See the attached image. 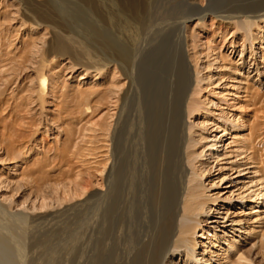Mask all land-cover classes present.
Wrapping results in <instances>:
<instances>
[{
  "label": "rangeland",
  "instance_id": "rangeland-1",
  "mask_svg": "<svg viewBox=\"0 0 264 264\" xmlns=\"http://www.w3.org/2000/svg\"><path fill=\"white\" fill-rule=\"evenodd\" d=\"M81 1L26 0L21 3L19 0H0V203L13 213L33 217L51 214L46 219L35 221L36 217L29 222L22 252L18 253L15 242L8 239V251L0 253V264H122L114 256L113 231L111 228L107 233L100 231L97 207L89 216L88 211L79 206L87 195L103 190L102 168L112 158V141L121 107L125 105L126 108L123 109L125 117L122 112L123 126L127 127L129 121L138 116L136 92L124 100L127 104L123 102L129 83L122 72L115 70L114 65L97 71L106 58L102 50L107 45H121L124 37L121 35L126 34V40L131 39L132 34L126 60L131 61L137 56L140 90L143 89L139 94L141 97L145 88L149 91L150 80L162 78L160 70L163 71V67L152 66V63L169 57L170 48L177 44L175 40L181 22L191 16L192 0H125L135 8L127 26L111 0ZM203 1L200 5L207 8L209 0ZM211 2L213 11L243 12L257 21H264V17H259L264 15V0ZM31 14L53 19L66 35L64 43L80 56L83 66L75 65L71 57H59L55 60L57 63L44 66L42 58L53 35L46 25L34 24ZM195 23V18L189 21L192 27ZM259 24L256 33L264 35L261 29L264 23ZM217 27L218 24L207 19L204 26L196 27L189 34L194 52L202 57L199 63L203 75L213 78L211 83L202 84L201 111L192 114L190 119L187 117V126L197 140L203 135L219 138L218 154L214 158L208 156L207 163L198 159L193 167L200 170L199 174L204 170L200 183L207 198L214 201L210 205L226 214L232 226L218 228L220 231H216L217 225L208 226L205 228L208 240L200 237L199 240L210 242L206 245L217 253L221 252L219 245L229 249L219 238L232 244L238 242L237 246L252 264H264V203H260L254 213L251 209L257 206L251 203L252 193L259 188L255 185L264 183V42L258 41L254 46L247 44L241 56V34L228 26L221 31ZM233 36L238 43L235 48H230ZM251 50L259 54L256 62L260 65V76L247 77L248 67L236 73L244 59L251 62ZM84 51L93 55L87 56ZM216 54L223 58L216 65L220 68H209L208 63L214 62ZM42 75H47V90L45 97L40 99L39 79ZM203 110L211 112L209 117ZM156 116L153 124L165 127L167 116L164 113ZM210 119L214 124L204 126ZM9 146L16 149L29 146L23 149L29 153L28 157L25 156L24 161L22 158L7 161L6 147ZM198 146L193 148L196 154L202 152ZM108 164L110 166L111 162ZM35 184L43 186L41 190L46 195L52 193L53 196L48 199L43 195L45 198L42 199L44 192L40 190L37 198L31 193L34 188H30L32 185L36 188ZM78 188L81 191H76L80 190ZM82 191L87 194L82 195ZM86 220L91 221L90 231L85 239L79 238ZM211 234L216 236L211 239L208 236ZM105 235L110 240H105Z\"/></svg>",
  "mask_w": 264,
  "mask_h": 264
},
{
  "label": "bare ground",
  "instance_id": "bare-ground-1",
  "mask_svg": "<svg viewBox=\"0 0 264 264\" xmlns=\"http://www.w3.org/2000/svg\"><path fill=\"white\" fill-rule=\"evenodd\" d=\"M19 1L21 3L26 2V0ZM41 1L45 0H37V2ZM202 1L192 0L190 3L192 6H190L191 16L181 22L178 34L176 35L177 40H175L177 44L170 48L169 57L160 58L158 63H152V66L154 65L156 67L158 65L161 68L163 67V71L160 70L162 78L158 80L159 82L155 81V79L150 80L149 91L145 88L141 97L139 94L143 89L140 90V64L137 56H133L134 58L132 57L133 60L131 59V61L126 60V51L129 48L128 43L133 39L132 34L130 33L131 39L129 37L126 40V34L121 35V37L124 36L125 38L122 37L123 42L120 41L121 39L119 40L121 45L117 47L116 45L102 47L103 53H106V58L103 65L101 64V67L97 71L106 70L108 67L114 65L115 70L119 69L122 72L126 81L129 83V89L123 102H125L124 100L132 92H136V101L139 100L137 103L138 109L136 107L138 116L129 121L127 127L123 126L122 112L126 108L125 105H123V108L121 107L120 118H118V124L114 130L115 136L113 135L115 139L112 141L113 153L112 158L109 160L111 164L109 166L108 161L102 168L104 174L102 178L103 190L95 195H87L88 197L79 206L84 207L88 211L89 216L94 213L95 207H97L96 213L98 214L97 218H99L98 225L100 231L102 230L107 233L111 228L115 240L114 256L122 264H224L225 262L227 264H252L247 254L237 246L238 242L232 244L227 240L219 238V240L222 242L225 241L228 244L229 249H224L221 245H217L221 249V252L217 253L206 245L210 242L204 243L199 240L200 238L207 239L205 236L208 232L205 228L208 226L217 225L216 231H220L218 228L227 229L232 225L229 224L230 219H228L226 214L224 215L219 209H215L210 205L214 201L209 197L207 198L208 195L201 185L202 182L200 183L204 170L199 174L200 170L198 171L193 167L194 162L197 163L198 159H204L203 161L207 163L208 156L214 158L218 154L217 148L221 144H219L220 142L217 136L211 139L203 135L197 140L195 138L196 135L187 126V117L189 118L197 112L199 114L201 111L199 97L203 91L202 84L204 82L211 83L213 78H211V75L209 77L208 75H203V67L199 63L202 57L200 58L194 52L189 34L196 27L204 26L207 19L214 22V24H218V31L223 30L225 26H228L230 29L234 28L235 31L239 32L237 34H241L240 36L242 37L240 38L242 40L240 47L242 48L241 56H243L247 44L254 46V43L258 41L260 44L264 42V35L262 33H256V29L260 27L259 23H264V21L259 20L261 21L259 22L252 15H247L243 12L237 14L236 12L226 13L213 11L214 6L211 0H209L210 4L207 8L200 5ZM111 3L117 8L118 16L125 20V25L131 23L130 14L133 13L135 8L127 4L125 0H111ZM31 16L30 19L34 24L38 26L42 24L44 26L46 25L53 35L46 54L42 58V64L44 66L57 63L55 60H58L57 58L59 57H71L75 65L83 66L79 59L80 56L75 55L68 45L64 43L66 35L59 29L53 19L38 16V14H31ZM259 17H264V15ZM194 18L196 19V23L192 27L189 25V21H192ZM261 29L264 32V28ZM123 31L121 30L120 32ZM235 31L232 35L235 34ZM237 43L236 39H233L230 42V48H235ZM86 51H84L85 55L90 56L92 54L90 51ZM108 52H110L109 55L107 54ZM258 55L257 51L251 50V62L248 63L244 59L239 66L240 69H237L236 73L248 67L247 77L253 74L260 76V65L256 62ZM222 59L220 54H218L214 62L208 63L209 68L211 67L213 69L220 61H223ZM43 65L41 66L43 67ZM219 68L217 67L216 69ZM86 69L88 70V68ZM46 76L42 75L39 79L40 99H43L46 95ZM234 89L236 90L237 88ZM228 94L232 97H238L237 94ZM163 113L168 119L165 127L162 125L155 126L153 124L154 118H157L156 115ZM203 113L209 117L211 112L203 110ZM123 115L125 117V113ZM204 124V126L208 127L214 123L210 119L206 120ZM196 141L200 145L198 147L202 149V152L200 151L201 153L198 154L193 150L198 144H192ZM209 143H212V145ZM6 148L7 161L12 162L20 158L24 161L26 159L25 156L28 157L27 155L29 153L23 149H27L29 146L24 148L20 147V150L15 147L11 148L10 146ZM28 151L31 152V150ZM218 157L216 158L217 160ZM188 166H191L190 169L193 171L191 177L189 175L191 170L188 169ZM33 185L30 187L34 188L32 189L33 191L31 190V193L35 194L38 198L43 186L35 184L37 186L35 188ZM255 186H259V188L257 187L254 193L251 192L252 195L254 194L251 203L257 204L256 207H251L253 213L260 208V203H264V183L259 182ZM18 190L14 189V191ZM76 191H81V189ZM42 192L44 191L41 190ZM86 194L84 191L82 195L85 196ZM41 195L40 197L43 199L46 194L44 192ZM51 196H53L52 193L47 198L49 199ZM76 207L77 205L73 206L72 209ZM8 208L0 203V253H7L8 247L6 245L8 239L15 242L16 246L15 244L14 246L19 253V251L22 252L25 249V235L30 223L36 217L37 220L35 221H38V219H46L51 214L33 217L25 213H13ZM90 222L86 220L82 224V230L79 235L81 237L79 238L85 239L88 236L91 228ZM208 236L212 239L216 235L211 234ZM104 238L105 240H110L106 235ZM217 243L219 244V241ZM211 244L213 247H216L215 243L212 242ZM105 246L107 247V245Z\"/></svg>",
  "mask_w": 264,
  "mask_h": 264
}]
</instances>
